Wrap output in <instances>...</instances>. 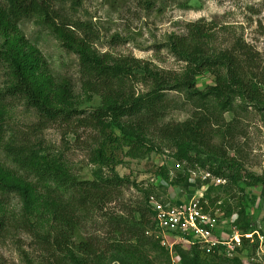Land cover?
Masks as SVG:
<instances>
[{"label": "trees", "instance_id": "trees-1", "mask_svg": "<svg viewBox=\"0 0 264 264\" xmlns=\"http://www.w3.org/2000/svg\"><path fill=\"white\" fill-rule=\"evenodd\" d=\"M62 2L0 0V63L7 66L9 80L7 86L0 90V141L2 153L14 166L11 178L18 179H0V191L6 195H16L22 203L17 215L0 217L2 230L12 226L15 231L21 228L32 235L35 226L31 219L41 218L50 223L49 232L40 236L41 239L37 238L48 257L42 264H96L95 261L100 258L99 249L87 240L74 242L80 223L78 219L89 216L90 207L96 203L114 199L116 194H120V187L127 183L118 175L99 182L79 181L66 171L57 156L46 153L39 142L34 143L31 139L57 119L70 120V114H62V111L50 105L47 89L51 81L42 72L41 57L35 47L21 36L20 24L33 19L37 25L46 26L66 53L77 56L82 93L103 100L105 108L88 114L79 121L81 126L100 134L103 140H108V144L117 142L109 134L119 132L125 139L124 145L134 153L137 146L133 141L143 139V134L153 129L159 138L183 144L186 149L178 151L179 158L192 165L199 162L213 176L229 181L226 186L208 187L206 198L210 205L220 201L226 217L237 215L236 225L241 233L252 231L256 226L254 222L264 212V175H250L251 181H243L244 175L239 171L241 167L234 156H227V151H236L232 146L228 147L235 137L233 134L238 122L235 112L239 107L235 106V101H243V104L264 103L261 91L264 77H258L261 68L257 54L239 41L227 50L212 53L207 47V42L212 39L208 35L210 29L194 24L186 35L173 37L169 43L170 53L185 64L182 75L155 73L133 58L96 56L90 44L75 35L78 30L76 23L68 21L56 9V4ZM220 69L225 70L224 75L218 73ZM204 70L211 72L209 81L202 82L206 92L197 93L195 77ZM136 71H141L144 81L152 85L150 92L139 96L130 94L132 87L127 84L134 81ZM64 85L58 87L60 93L66 101L71 100V93ZM166 88L186 93L193 114L180 125L167 124L158 128L157 124L168 106V101L162 96ZM9 99L24 103L40 115L37 124L26 134L15 131L4 118L1 109L5 108ZM225 114L232 116L227 122L223 118ZM108 127L111 131L106 130ZM217 136L221 137V145L214 143ZM99 141L100 146V138L96 142ZM100 151L93 160L99 159V164L108 168L112 155L105 154L102 149ZM191 154L194 159H191ZM175 163L168 160L160 165L157 169L158 179L170 188L193 194L202 183L192 180L189 169L173 170ZM257 185H263V195H255ZM231 186L239 188L240 197L236 206L230 204L235 197L226 195L233 192ZM220 191L225 195L219 196ZM211 193H215L214 197L210 196ZM133 214L120 219L116 225L120 237L126 238L123 244L117 242L112 247L117 263L149 264V251L170 262L168 250L145 235L154 226L147 201L139 203ZM256 248V243L249 244V240L243 238L240 256L233 258L218 252L205 255L195 248H176L175 252L179 255L180 264H241V257L249 258Z\"/></svg>", "mask_w": 264, "mask_h": 264}, {"label": "rangeland", "instance_id": "rangeland-1", "mask_svg": "<svg viewBox=\"0 0 264 264\" xmlns=\"http://www.w3.org/2000/svg\"><path fill=\"white\" fill-rule=\"evenodd\" d=\"M55 7L68 21L76 23L78 30L75 35L80 40L87 41L98 57L109 55L114 59L133 58L155 73L182 75L186 69L185 64L170 53V40L186 35L191 25L200 24L207 30L210 29L208 35L212 39L207 42V47L212 53L218 54L237 41L242 42L250 47L253 54H257L261 68L258 77H264V0H63ZM19 30L23 39L39 53L40 66L44 69L42 72L51 81L47 89L50 105L62 111V114H70L69 121L57 119L46 129L39 131L31 138L33 142H39L43 151L57 156L66 171L79 181L99 182L114 175L127 180L114 199L96 203L90 207L89 216H80L78 219L80 223L76 228L74 242L87 240L94 244L99 249L100 257L95 261L96 264H118L112 247L117 242L123 244L126 239L120 237L116 230L120 219L133 214L139 203L148 201L147 197L156 196L160 199L169 192L172 193L173 189L168 185L156 182L157 169L165 161L173 163L174 160L181 167L189 169L192 180L200 183L208 182L215 184V187L229 184L228 179L213 176L199 162L192 165L179 158L178 151H185L184 145L159 138L154 129L143 134V139L133 141L137 146L134 153L124 145L125 139L119 132L109 134L117 142L108 144V140H103L100 134L81 126L79 121L88 114L105 108V105L101 98L80 90L77 56L66 53L46 26L37 25L33 19L21 23ZM1 43L0 38V46ZM218 73L224 75L225 70L220 69ZM210 75V71L204 70L200 76L195 77L197 93L206 92L202 82H208ZM135 76L134 81L127 84L132 87L131 95L139 96L152 90V85L144 81L141 71H136ZM8 82L7 66L0 63V90ZM64 84L71 93V100L66 101L60 93L58 87ZM261 88L264 97V87ZM166 89L162 96L168 101V106L164 117L157 124L158 128L167 124L180 125L193 114L186 93ZM242 102L235 101V106L240 108L235 112L238 122L233 134L235 137L228 146L236 151H227V156H234L241 167L240 174L244 175L243 181L248 182L251 181L250 175H264V103ZM6 103L1 110L7 124L12 125L15 131L26 134L37 124L40 116L37 111L22 102L9 99ZM230 117L231 114L223 115L225 122ZM106 130L111 131L109 127ZM98 137L101 139L100 146V141L96 142ZM214 143L221 145V137L217 136ZM1 147L0 141V179H16L11 178L14 166L4 156ZM101 149L105 154L112 155L108 168L101 166L99 159L93 160L101 153ZM190 157L194 159L193 154ZM206 174L210 175L207 181L199 180ZM246 175L248 176L245 177ZM212 179L214 180L211 181ZM231 189L233 192L226 195L235 197L230 204L236 206L240 197L239 188L231 186ZM262 189L263 185H257L255 195H263ZM219 193V196L225 195L222 191ZM214 195L215 193L210 194L211 197ZM222 199L224 200L223 197ZM21 207L22 203L16 195H6L0 191V217L17 215ZM31 221L35 226L32 235L21 228L15 231L12 226L4 230L0 227V264H42L46 261L45 258L48 259L37 238L41 239L40 236L49 232L50 223L35 217ZM262 221V218H257L254 224L261 227L264 223ZM175 254L177 255L173 252V256ZM168 257L170 262L154 252L147 253L149 264H172V255L169 254ZM240 262L264 264V254L256 250L249 258L241 257Z\"/></svg>", "mask_w": 264, "mask_h": 264}, {"label": "built area", "instance_id": "built-area-1", "mask_svg": "<svg viewBox=\"0 0 264 264\" xmlns=\"http://www.w3.org/2000/svg\"><path fill=\"white\" fill-rule=\"evenodd\" d=\"M173 170L182 171L183 167L176 163ZM209 178L210 175L206 174L199 180L207 181ZM156 182L167 186L160 179H156ZM210 185L215 186L208 182L202 183L193 194L172 188V193L169 192L164 198L148 197L147 205L153 214L154 226L145 235L168 250L172 255V264H180L179 257L176 254L173 256L176 248H195L205 255L218 252L227 258L240 256L243 238L248 239L249 244L256 243V250L264 254V223L246 234L241 233L236 225L237 215L226 217L220 201L210 205L206 198ZM261 214L258 218H264V212Z\"/></svg>", "mask_w": 264, "mask_h": 264}]
</instances>
